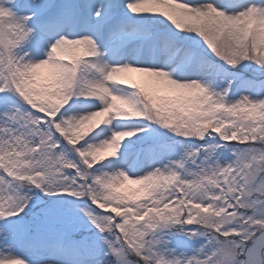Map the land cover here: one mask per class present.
I'll use <instances>...</instances> for the list:
<instances>
[{"label": "snow or ice", "instance_id": "obj_1", "mask_svg": "<svg viewBox=\"0 0 264 264\" xmlns=\"http://www.w3.org/2000/svg\"><path fill=\"white\" fill-rule=\"evenodd\" d=\"M0 264H264V0H0Z\"/></svg>", "mask_w": 264, "mask_h": 264}]
</instances>
